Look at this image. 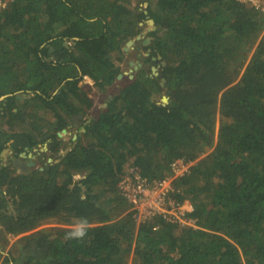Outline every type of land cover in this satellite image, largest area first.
<instances>
[{
	"label": "trees",
	"instance_id": "1",
	"mask_svg": "<svg viewBox=\"0 0 264 264\" xmlns=\"http://www.w3.org/2000/svg\"><path fill=\"white\" fill-rule=\"evenodd\" d=\"M147 16L151 53L119 79L115 55ZM79 68L113 97L48 169L12 180L15 213L0 198L4 245L21 235L41 249L14 264H264V11L239 0H12L0 9V96L33 94L12 100L31 101L26 111L0 101V152L21 132L58 155V131L92 105L67 79ZM177 159L195 161L173 195L192 203L197 227L139 221L119 189L126 163L162 179ZM77 217L88 236L66 241Z\"/></svg>",
	"mask_w": 264,
	"mask_h": 264
},
{
	"label": "flooded vegetation",
	"instance_id": "2",
	"mask_svg": "<svg viewBox=\"0 0 264 264\" xmlns=\"http://www.w3.org/2000/svg\"><path fill=\"white\" fill-rule=\"evenodd\" d=\"M147 6V5H146ZM147 12V10H145ZM150 18L147 16L144 21H146L147 24H151L148 22ZM140 21V25L143 26V22ZM149 30L147 31L148 33L152 30V25L147 27ZM143 30L135 36V38H130L133 39L134 42L132 45L128 47V49H125V46L127 45V42L130 40H127L125 45L123 46V50L126 52L125 54H128L131 49H137V56H141V54H145L146 56H149L151 53V49L147 48V50L143 51L140 46L135 45L137 40H140L142 38ZM140 35V39L137 38V36ZM56 38V36L54 37ZM145 42V40H147ZM74 41L72 40H64L65 45H70L73 44ZM151 43V37L146 36L143 39V44L145 46L149 45ZM130 48V49H129ZM51 49L54 50L55 46H51ZM54 56H57V53H54ZM59 60L55 59V62H58ZM60 62V61H59ZM71 62V61H68ZM133 62V64L131 63ZM67 63V62H66ZM129 64L132 65V68L130 70H135L137 71L139 68L143 66V63L135 56L133 60H129ZM157 68L159 67V64L156 65ZM154 65L151 64L150 68L153 70ZM80 69V68H79ZM120 70V68H119ZM157 71V70H156ZM119 75L121 76L122 73L119 72L117 75V78H120ZM78 79V85L82 88L83 91H85L88 96L92 100V105L90 106H83L80 111L74 113L71 115L70 120L67 123V126L62 128V130L58 131L62 132V134H59V136L63 139V144L60 147V150L58 151V154L62 153V150L66 149L64 154L70 150V148L74 145L75 141H71L72 139H77L78 136H82L85 131V125L88 124L91 119L93 118V110H94V104H95V99L93 96L89 93L92 90H95L97 87H100L103 89L101 84H98L94 78H92L88 74H82L81 69L79 74L75 77H68L67 79ZM97 86V87H96ZM17 93V92H16ZM9 94L6 96L5 103L8 102L9 106H12V109L15 111H18L19 109H22L23 111H26L28 109V106L24 107L22 106L21 108L15 106L12 102V100L18 96L19 94ZM25 94V92H22ZM9 96H12L9 97ZM31 96V95H30ZM19 97V96H18ZM109 97H113L112 95H109ZM20 99L23 97L20 96ZM2 99V100H3ZM1 101V100H0ZM7 104V103H6ZM104 106V103H102L101 106L97 107L95 111H99L100 108ZM7 108V107H6ZM8 112H10L9 107L7 108ZM6 109V110H7ZM6 110L2 111V114L6 112ZM94 111V112H95ZM94 114V113H93ZM92 115V116H91ZM54 116H52L53 118ZM63 129H66L64 132ZM72 130L74 132L71 134L70 139L68 142H65V135L69 134ZM67 143V144H65ZM65 144V145H64ZM55 151L50 150L49 146H47L46 142H37L35 139H29L27 138L24 134L21 132L15 133L14 137H11L8 140L4 141V146L2 148V151L0 152V198L3 200L4 204L2 203V210L4 211H10V212H16V207L17 205L14 203V196L17 195L13 191V187L11 186L12 180L15 181V177L18 174H23L26 172H29L31 170L35 169H40V170H45L49 168V164L56 162L57 158H54ZM63 154V153H62ZM3 236H0V243L2 242ZM24 244V243H23ZM22 244L21 246V256L20 258L27 257V256H35V254L40 253L41 249H36V245L32 243L30 246H24ZM3 247L0 246V254L2 258L5 260L6 257H9V262L6 264H14L15 261H18V257L13 255L10 252H3ZM3 259L0 260V264H3Z\"/></svg>",
	"mask_w": 264,
	"mask_h": 264
},
{
	"label": "built area",
	"instance_id": "3",
	"mask_svg": "<svg viewBox=\"0 0 264 264\" xmlns=\"http://www.w3.org/2000/svg\"><path fill=\"white\" fill-rule=\"evenodd\" d=\"M239 1L264 11V0ZM10 2L12 0H0V9H6ZM189 163L181 159L174 160L171 164L173 175L162 179H150L143 176L136 167L126 163L119 189L130 202L131 209L135 211L139 221L160 216L174 224L197 227L195 219L188 215L193 210L192 203L177 201L173 195V179L188 171Z\"/></svg>",
	"mask_w": 264,
	"mask_h": 264
},
{
	"label": "rangeland",
	"instance_id": "4",
	"mask_svg": "<svg viewBox=\"0 0 264 264\" xmlns=\"http://www.w3.org/2000/svg\"><path fill=\"white\" fill-rule=\"evenodd\" d=\"M132 1H134V0H132ZM141 4V8L142 7H146V5H148V3L147 2H144V3H140ZM144 21V20H143ZM148 22H150V21H148ZM152 25V29H155V28H153V26H155V25H153L152 23L151 24H147L146 23V21H144L143 22V34H142V38L140 39V40H137V41H139V42H137V43H135V45H137V46H140L141 48H142V50L143 51H145V50H147V49H145L143 46H145L144 44H143V39L146 37V36H148V37H151L150 35H148V26H151ZM130 49V48H129ZM137 49L135 48V49H131L130 51H129V53L128 54H125L124 56H123V54H121L122 55V58H120V55L119 54H116L115 55V57H116V59H115V61H116V64L118 65V67L120 68V72L122 73V75L120 76L119 75V79H122V78H125V79H127L128 77H130V78H132L133 76H134V72H135V70H130V68H132V65H130L129 64V60H133V58L136 56L138 59H139V57L140 56H137V51H136ZM142 55H145V54H141V56ZM140 60V59H139ZM149 65H150V63H149ZM114 86H116V88H119V82L118 81H114L113 83H112ZM111 86V85H110ZM97 87V86H96ZM92 96H93V98L95 99V104H94V110H93V113L95 114L96 113V111H95V109L97 108V107H99V106H101L102 105V103H104V106L103 107H105L106 105H107V102H106V99H107V96L108 95H112V93H109L108 92V90H107V88H100V87H97L95 90H92V91H90L89 92ZM16 94H19V95H21L22 97H29L30 95H32L33 93H28V94H23V93H21V92H17ZM164 95V93L162 94V96ZM162 96L160 97V99L162 100ZM18 97V96H17ZM11 98H12V96H11ZM30 98H31V96H30ZM13 99V98H12ZM31 100V99H30ZM17 101H19V102H22V99H19V97H18V100ZM33 101V100H32ZM30 102V101H29ZM163 102V101H162ZM18 104V103H17ZM27 105H28V103H27ZM27 105H24V107H26ZM11 108H12V106H10ZM30 107V105L28 106V108ZM43 109H40V111H42ZM95 111V112H94ZM92 113V115H94ZM91 115V116H92ZM49 118H50V116H49ZM74 132V130H72L69 134H66L65 135V142H68L69 141V139H70V136H71V134ZM84 141L87 143V139L86 138H84ZM63 144V143H62ZM65 145V144H64ZM66 151V149H64V150H62V153L64 154V152ZM61 153V154H62ZM54 158H57V160L60 158L59 157V154L58 155H56ZM195 164V161H192V162H190L189 163V166L191 167V166H193ZM190 202V201H189ZM57 223H48V224H43L42 226H45V225H56ZM21 236V235H20ZM20 236H9V242H8V244H6V245H4V242H1L0 243V246L2 245V246H4L3 247V252L5 253V252H10L11 254H12V256L13 255H15V256H17L18 258H19V256H21V246H22V244L24 243V242H19L18 243V239H19V237ZM1 255H4V254H1ZM0 255V260L1 259H3L2 258V256ZM4 260V259H3ZM6 263H8V262H6L5 260L3 261V264H6Z\"/></svg>",
	"mask_w": 264,
	"mask_h": 264
},
{
	"label": "clouds",
	"instance_id": "5",
	"mask_svg": "<svg viewBox=\"0 0 264 264\" xmlns=\"http://www.w3.org/2000/svg\"><path fill=\"white\" fill-rule=\"evenodd\" d=\"M91 228V223L86 217H77L66 230L64 239L66 241H83Z\"/></svg>",
	"mask_w": 264,
	"mask_h": 264
},
{
	"label": "water",
	"instance_id": "6",
	"mask_svg": "<svg viewBox=\"0 0 264 264\" xmlns=\"http://www.w3.org/2000/svg\"><path fill=\"white\" fill-rule=\"evenodd\" d=\"M150 21V23H152L153 24V19H150L149 20ZM153 28H155V26H153ZM137 38H140V35L139 36H137ZM148 41V39L147 40H145V42H147ZM133 42H134V40L133 39H130L128 42H127V45L125 46V49H128V47L130 46V45H132L133 44ZM155 58V57H154ZM132 64H133V62H131ZM157 66H154L153 67V71L155 72V73H157ZM161 84L162 85H164V79L162 80V82H161ZM9 94H6V95H2V96H0V100H2L3 98H5L6 96H8ZM26 95V94H25ZM19 97L21 96V95H18ZM162 101H163V103H167V102H169V99H168V96L167 95H163L162 96ZM31 104V101L28 103V105L27 106H29ZM63 131L65 132L66 131V129H63ZM59 134H62V132H59Z\"/></svg>",
	"mask_w": 264,
	"mask_h": 264
}]
</instances>
